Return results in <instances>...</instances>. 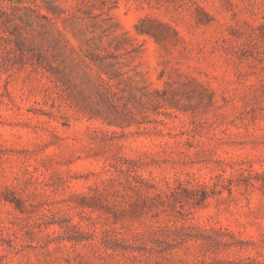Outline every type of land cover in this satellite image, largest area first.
<instances>
[{"label": "rangeland", "instance_id": "obj_1", "mask_svg": "<svg viewBox=\"0 0 264 264\" xmlns=\"http://www.w3.org/2000/svg\"><path fill=\"white\" fill-rule=\"evenodd\" d=\"M0 264H264V0H0Z\"/></svg>", "mask_w": 264, "mask_h": 264}, {"label": "trees", "instance_id": "obj_2", "mask_svg": "<svg viewBox=\"0 0 264 264\" xmlns=\"http://www.w3.org/2000/svg\"><path fill=\"white\" fill-rule=\"evenodd\" d=\"M139 33L141 34H147V35H153L154 33H152V31H150L149 29H142L139 27ZM154 36V35H153Z\"/></svg>", "mask_w": 264, "mask_h": 264}]
</instances>
